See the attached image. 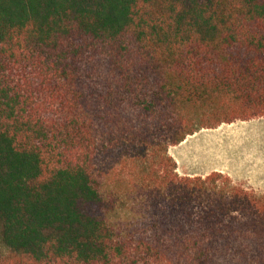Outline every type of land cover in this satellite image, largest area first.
<instances>
[{
  "label": "trees",
  "instance_id": "1",
  "mask_svg": "<svg viewBox=\"0 0 264 264\" xmlns=\"http://www.w3.org/2000/svg\"><path fill=\"white\" fill-rule=\"evenodd\" d=\"M264 117V0H0V264H264V197L168 150Z\"/></svg>",
  "mask_w": 264,
  "mask_h": 264
},
{
  "label": "crops",
  "instance_id": "2",
  "mask_svg": "<svg viewBox=\"0 0 264 264\" xmlns=\"http://www.w3.org/2000/svg\"><path fill=\"white\" fill-rule=\"evenodd\" d=\"M170 149L175 151L172 156ZM168 154L179 176L205 178L216 173L232 186L264 197V117L201 129L169 148Z\"/></svg>",
  "mask_w": 264,
  "mask_h": 264
},
{
  "label": "rangeland",
  "instance_id": "3",
  "mask_svg": "<svg viewBox=\"0 0 264 264\" xmlns=\"http://www.w3.org/2000/svg\"><path fill=\"white\" fill-rule=\"evenodd\" d=\"M174 150L173 149H170V151H169V154L172 156L173 154H174ZM181 168H182V166H181ZM181 168H180V170H179V172L181 171ZM181 173V172H180Z\"/></svg>",
  "mask_w": 264,
  "mask_h": 264
}]
</instances>
